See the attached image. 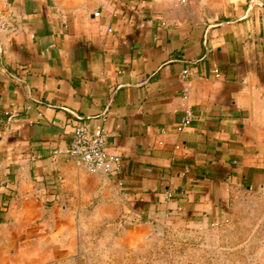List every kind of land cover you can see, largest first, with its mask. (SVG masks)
Masks as SVG:
<instances>
[{"label":"crops","instance_id":"obj_1","mask_svg":"<svg viewBox=\"0 0 264 264\" xmlns=\"http://www.w3.org/2000/svg\"><path fill=\"white\" fill-rule=\"evenodd\" d=\"M0 264H264V0H0Z\"/></svg>","mask_w":264,"mask_h":264},{"label":"built area","instance_id":"obj_2","mask_svg":"<svg viewBox=\"0 0 264 264\" xmlns=\"http://www.w3.org/2000/svg\"><path fill=\"white\" fill-rule=\"evenodd\" d=\"M179 2L185 5L189 0H179ZM99 15V13L94 14L95 17ZM189 75L190 70H185L182 77L185 80ZM216 75L220 76L217 71ZM188 91L186 88L184 95H187ZM193 117V110L187 108L177 126V131L184 132L189 127ZM108 147V135L102 129H91L89 125L80 124L76 127L69 146L56 151L55 154H64L75 159L79 165L85 167L92 174L101 173L113 177L122 171V158L119 155L109 153ZM169 197L172 195L170 194Z\"/></svg>","mask_w":264,"mask_h":264}]
</instances>
